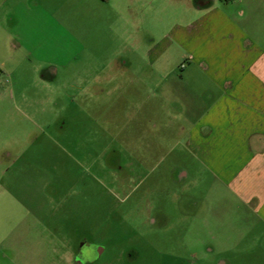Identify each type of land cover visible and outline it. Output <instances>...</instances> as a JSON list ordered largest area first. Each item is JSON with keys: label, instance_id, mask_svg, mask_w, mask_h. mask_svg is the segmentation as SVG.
I'll return each instance as SVG.
<instances>
[{"label": "rangeland", "instance_id": "obj_1", "mask_svg": "<svg viewBox=\"0 0 264 264\" xmlns=\"http://www.w3.org/2000/svg\"><path fill=\"white\" fill-rule=\"evenodd\" d=\"M104 14L50 18L5 64L0 40V264H212L191 236L218 187L163 91L181 61L154 60L147 35L124 39ZM80 244L102 247L95 262L74 259Z\"/></svg>", "mask_w": 264, "mask_h": 264}, {"label": "crops", "instance_id": "obj_2", "mask_svg": "<svg viewBox=\"0 0 264 264\" xmlns=\"http://www.w3.org/2000/svg\"><path fill=\"white\" fill-rule=\"evenodd\" d=\"M77 9L104 12L109 26L120 20L124 39L147 35L154 60L181 61L163 90L182 118L177 142L218 187L205 231L191 237L212 264H264V0H0L2 64L23 43L42 44L50 18L61 25ZM41 70L57 74L53 64Z\"/></svg>", "mask_w": 264, "mask_h": 264}, {"label": "flooded vegetation", "instance_id": "obj_3", "mask_svg": "<svg viewBox=\"0 0 264 264\" xmlns=\"http://www.w3.org/2000/svg\"><path fill=\"white\" fill-rule=\"evenodd\" d=\"M97 249H99V252L102 250V247H98L97 245L94 246V248L87 247L85 248L84 244H80L77 246V250L75 252L74 259H78L79 262L82 261V263H93L97 259Z\"/></svg>", "mask_w": 264, "mask_h": 264}]
</instances>
